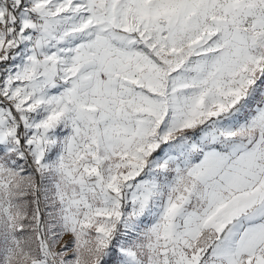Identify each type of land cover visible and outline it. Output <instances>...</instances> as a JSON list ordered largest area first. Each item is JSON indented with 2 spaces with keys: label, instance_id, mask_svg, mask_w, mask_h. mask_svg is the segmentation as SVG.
Listing matches in <instances>:
<instances>
[{
  "label": "snow or ice",
  "instance_id": "obj_1",
  "mask_svg": "<svg viewBox=\"0 0 264 264\" xmlns=\"http://www.w3.org/2000/svg\"><path fill=\"white\" fill-rule=\"evenodd\" d=\"M0 264H264V0H0Z\"/></svg>",
  "mask_w": 264,
  "mask_h": 264
}]
</instances>
